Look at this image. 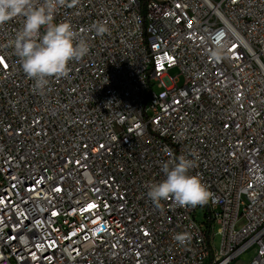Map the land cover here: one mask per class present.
<instances>
[{"label": "built area", "instance_id": "1", "mask_svg": "<svg viewBox=\"0 0 264 264\" xmlns=\"http://www.w3.org/2000/svg\"><path fill=\"white\" fill-rule=\"evenodd\" d=\"M61 20L90 52L43 94L10 46L22 19L0 26V264H264V0H78ZM191 152L208 202L154 205Z\"/></svg>", "mask_w": 264, "mask_h": 264}, {"label": "clouds", "instance_id": "2", "mask_svg": "<svg viewBox=\"0 0 264 264\" xmlns=\"http://www.w3.org/2000/svg\"><path fill=\"white\" fill-rule=\"evenodd\" d=\"M78 0H0V26L15 18L22 19L10 46L18 56L26 76L33 81V90L46 92L53 79L67 77L70 63L79 62L90 52V44L81 31L67 20L56 21L61 8L74 6ZM98 36L110 33L107 22L90 26ZM192 158L179 155L162 166L164 179L150 183L147 196L159 206L161 201L173 200L178 207H196L208 202L211 193L199 175L190 172L197 167V154ZM264 179V178H261ZM190 231L177 232L173 240L183 246L190 242Z\"/></svg>", "mask_w": 264, "mask_h": 264}, {"label": "rangeland", "instance_id": "3", "mask_svg": "<svg viewBox=\"0 0 264 264\" xmlns=\"http://www.w3.org/2000/svg\"><path fill=\"white\" fill-rule=\"evenodd\" d=\"M179 74H180V71H179V69L176 68V67H173V68L169 69V71H168V75L171 76V77L178 76ZM179 81H180V85H182V84L185 82L184 77L180 76V77H179ZM202 216H203V212L200 211V212L198 213V218L201 219ZM216 245H217L218 248H220V237H218V238L216 239ZM251 254H252V253L250 252V253H247V254H245L244 256H242V257L240 258L241 260H240L237 264H246L247 261L251 259ZM235 263H236V262H234L233 264H235Z\"/></svg>", "mask_w": 264, "mask_h": 264}]
</instances>
